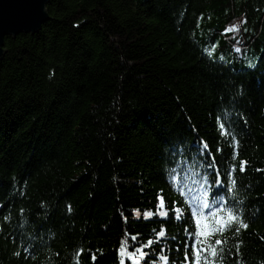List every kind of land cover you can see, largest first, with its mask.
Wrapping results in <instances>:
<instances>
[{"label": "trees", "instance_id": "1", "mask_svg": "<svg viewBox=\"0 0 264 264\" xmlns=\"http://www.w3.org/2000/svg\"><path fill=\"white\" fill-rule=\"evenodd\" d=\"M45 9L39 32L4 39L0 60V264H75L80 248L81 264L90 252L118 264L122 240L134 251L161 228L166 238L143 249L148 264H164L161 254L182 261L183 244L177 252L167 237L195 230L187 189L203 169L179 147L206 140L227 167L233 149L218 124L229 117L239 156L237 183L226 182L248 227L213 237L227 241L215 264H264V0H49ZM233 25L240 31H225ZM158 196L167 220L144 216L158 212Z\"/></svg>", "mask_w": 264, "mask_h": 264}, {"label": "snow or ice", "instance_id": "2", "mask_svg": "<svg viewBox=\"0 0 264 264\" xmlns=\"http://www.w3.org/2000/svg\"><path fill=\"white\" fill-rule=\"evenodd\" d=\"M246 24L247 21L241 22ZM226 32H239L240 25H233L225 30ZM239 43V41H237ZM237 53L241 52L240 47H236ZM224 60V56L220 57ZM240 119L244 120L247 124V120L241 115ZM221 118L218 116L217 120ZM227 124V127H226ZM220 135L222 137L229 138L233 152L231 156L232 163L225 167L227 161L223 157L224 149L217 147L215 153L209 146L208 141L199 139L192 141L190 144L179 147V155H188L189 159L198 161L197 167L202 168L203 172L194 173V178L191 181V186L187 189L189 196V208L191 210V217L195 222V230L189 231L184 229V235L186 239L183 242H178V235L167 237L173 242H176V251L179 252L181 243L184 247V258L182 264H215L217 259L223 261L224 253L226 251L224 244L225 240L215 239L214 236L222 235L224 232L231 230L235 227L236 234L240 233L241 229H247L248 224L244 222V215L246 205L243 201H238L236 197L231 195L232 188L229 187L226 181H231V184L236 185L235 173L237 171V165L235 161L239 156V140L237 138V129L235 125V118L229 117L225 122L218 124ZM193 131H197L193 129ZM219 143V141L217 142ZM170 154L174 157L177 155V146L170 147ZM220 157V160L217 158ZM249 167V162L246 160L239 161V171L243 174ZM176 171V169H173ZM256 171H264L262 169H256ZM223 176V179L221 178ZM183 190L181 195H183ZM23 195V193H21ZM71 205L68 206V212L71 213ZM24 210L21 209V215ZM120 215L124 218V213L121 210ZM136 217L140 216V211L135 210ZM154 215H158L163 220L169 218L168 211L166 210V204L163 196H158V212L147 211L144 213L145 218H151ZM183 213L181 208H174V219L180 221ZM7 219V218H6ZM126 220V218H125ZM156 232V230H153ZM167 229L161 228L156 232V240L149 239L147 244L137 247L133 243L132 248L134 251H127L129 245L123 240L120 243L118 249L119 261L118 264H125V258L131 261V264H148L149 253L143 249L150 248L153 243H160L166 238ZM132 240L135 241L136 237L133 236ZM191 241V243H189ZM31 247V245H29ZM29 247H25L24 251L28 252ZM237 256H239V244H237ZM189 248H191V258L188 255ZM99 251L100 256H103V252ZM163 252V249L161 250ZM228 255L231 256V250L227 249ZM84 250L78 249L75 253V264H81V256H83ZM15 255L19 256L17 252ZM91 264H97L96 252H90ZM158 259L163 261L164 264H169V257L167 255H159ZM173 264H181V262L174 261Z\"/></svg>", "mask_w": 264, "mask_h": 264}, {"label": "water", "instance_id": "3", "mask_svg": "<svg viewBox=\"0 0 264 264\" xmlns=\"http://www.w3.org/2000/svg\"><path fill=\"white\" fill-rule=\"evenodd\" d=\"M49 0H0V60L5 55L4 39L19 34L34 35L48 20Z\"/></svg>", "mask_w": 264, "mask_h": 264}, {"label": "bare ground", "instance_id": "4", "mask_svg": "<svg viewBox=\"0 0 264 264\" xmlns=\"http://www.w3.org/2000/svg\"><path fill=\"white\" fill-rule=\"evenodd\" d=\"M186 176H187V174H186ZM177 185V184H176ZM189 198V197H188ZM190 243V242H189ZM188 255H192V252L191 251H189L188 252ZM184 258V257H183ZM183 258H182V261H180L181 262V264H182V262H183Z\"/></svg>", "mask_w": 264, "mask_h": 264}]
</instances>
